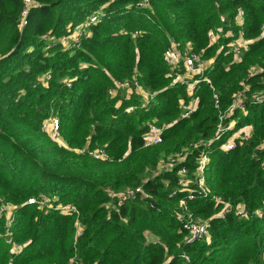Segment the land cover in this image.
<instances>
[{"label":"trees","instance_id":"16d2710c","mask_svg":"<svg viewBox=\"0 0 264 264\" xmlns=\"http://www.w3.org/2000/svg\"><path fill=\"white\" fill-rule=\"evenodd\" d=\"M138 1L33 0L20 27L21 0H0V205L14 208L9 228L0 214V264H264V99L252 100L264 95V0H149L145 8ZM94 14L101 18L79 46L63 43ZM217 29L222 34L210 43ZM240 29L252 43L235 62L227 44ZM171 40L213 59L205 74L211 85L200 82L189 94L175 81L164 62ZM133 77L153 95L147 105L134 91L115 90L116 81ZM242 90L245 112L225 119L224 127H234L211 141L219 113ZM192 101L181 118V104ZM54 116L66 146L43 131ZM148 122L167 128L160 144L145 148ZM246 126L248 140L220 150ZM85 147L108 159L73 151ZM202 152L207 195L192 184ZM177 154L180 161L164 171ZM182 169L186 188L178 186ZM138 187L142 194L117 206L120 194ZM212 196L242 206L246 216L217 217ZM186 212L207 223L208 241L188 243L179 221Z\"/></svg>","mask_w":264,"mask_h":264},{"label":"built area","instance_id":"2783aa9c","mask_svg":"<svg viewBox=\"0 0 264 264\" xmlns=\"http://www.w3.org/2000/svg\"><path fill=\"white\" fill-rule=\"evenodd\" d=\"M23 4V10L21 13V25L20 27H23L25 25V17L27 15L28 10L34 5L33 0H21ZM149 0H139L137 3L138 8H145L148 6ZM101 18V15L94 14L91 16L84 25L79 26L75 28V30L68 36H66L63 39L64 44L70 45V48L79 46L80 38L83 35H86L85 29L90 26L91 24H94L98 22ZM243 13L240 11L238 16L236 17V23L240 26L242 23ZM222 30L217 29L216 31L209 33V40L210 43H214L218 40V38L221 36ZM137 36V34H136ZM225 37L232 38L231 33H227ZM260 39L264 38V22L260 29ZM252 43V41L247 40L244 38L243 30H239L238 35L236 38H232V40L227 44V48L229 53L233 55V59L235 62L240 61V55L248 50L249 45ZM164 62L167 66L171 67L173 69V73L175 75V81L181 83L182 85H185L187 87V91L189 94H193L196 86L200 82H205L209 85L210 80L207 76H205L208 69L211 68L213 59H205L202 57L201 54L195 53L192 51V47L190 44H187L184 46V50H181L179 48V44L175 41L171 40L169 47L164 52ZM259 69L253 68V73L258 72ZM45 80L48 79L46 76L44 78ZM115 90L117 91H125L127 92V95L131 94L133 91L136 92L138 95H140L143 98V103L147 105L151 99L153 98V95L142 89L140 83L137 81L135 77H133L131 80H124V81H116L115 82ZM114 89L110 90L108 92L109 95H114ZM264 99V95L262 93L253 96L252 100L256 103L262 102ZM245 101H246V90H242L237 92L232 97V102L230 106L223 112L219 113L218 116V125L216 127V133L214 138L211 141H218L221 139L222 135L226 132L231 130L234 127V122H230L226 127L223 126V122L225 119H227L229 116H232L237 111L244 113L245 112ZM212 103L215 108H218L219 106V100L217 97V94H213L212 97ZM196 105V102L192 101V104L189 105H183L181 104L183 113L181 114V118H187L191 114V112L194 110ZM134 107H128L125 111L126 113L133 112ZM147 127V133L144 135V142L143 147H151L156 146L162 142V134L163 131L167 128L166 125L163 127H158L155 125L154 122H148L146 123ZM43 131L49 134L50 138L58 143L60 146H66L64 141L62 140L59 132H60V123L59 119L57 117H51L49 118L42 126ZM251 133V127L246 126L242 129L238 130L237 132H234L231 136L228 137V139L220 145V150L224 152L232 151L236 148L237 145H242V143L249 139ZM61 140L63 142H61ZM209 142H204L202 146H207ZM264 148V146L258 147V150H261ZM78 155H87L90 158L94 160H107L108 156L106 152L103 149H96V150H89L87 147L82 149H74L73 150ZM182 154H177L175 157H171L166 159L163 170L167 171L172 169V167L177 164V162L180 161ZM208 164V157L207 155L202 152V154L199 156V163L198 167L195 170L192 178V184H195L199 187L202 193L204 195H207V190L204 185V171ZM179 176L181 179L178 181V186L181 188L188 187V184H190V180L188 179L187 173L185 169H182L179 173ZM142 189L135 188L132 190H127L123 194H120L118 196L117 200V206L123 205L128 200L134 199L137 194H142ZM189 199H193V196H189ZM214 203L218 206H221L220 211L218 212L217 217L223 219L225 215L229 212H234L236 216L239 217H245L246 211L245 209L240 206L236 205L233 206L227 202H225L220 196H212L211 198ZM43 201L39 202L38 205L40 207L44 206ZM28 204L32 205L34 204V200H28ZM180 206L184 207L185 202L181 201ZM61 210L63 212H70L77 214V211L74 208L70 207H61ZM14 211V208L10 204H5L0 206V214H6V221L5 226L9 228L11 226V223L13 221L12 219V212ZM258 216L262 214V211H257L256 213ZM182 223L183 230L187 233V241L188 243H199V242H206L209 240V230L207 223L204 222L202 219L194 217L191 213L186 212L185 214H182L179 220ZM75 238L81 235L82 229L79 224H76L75 226ZM19 248V247H17ZM185 260L188 261L187 257H184Z\"/></svg>","mask_w":264,"mask_h":264},{"label":"rangeland","instance_id":"374dc122","mask_svg":"<svg viewBox=\"0 0 264 264\" xmlns=\"http://www.w3.org/2000/svg\"><path fill=\"white\" fill-rule=\"evenodd\" d=\"M62 140H63V139H62ZM62 140H61V142H63ZM57 144H58V143H57ZM0 206H1V205H0ZM149 239H151V238H149Z\"/></svg>","mask_w":264,"mask_h":264}]
</instances>
